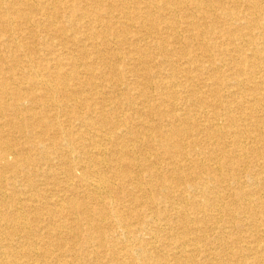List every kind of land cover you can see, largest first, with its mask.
I'll use <instances>...</instances> for the list:
<instances>
[{
	"label": "bare ground",
	"instance_id": "bare-ground-1",
	"mask_svg": "<svg viewBox=\"0 0 264 264\" xmlns=\"http://www.w3.org/2000/svg\"><path fill=\"white\" fill-rule=\"evenodd\" d=\"M0 264H264V0H0Z\"/></svg>",
	"mask_w": 264,
	"mask_h": 264
}]
</instances>
